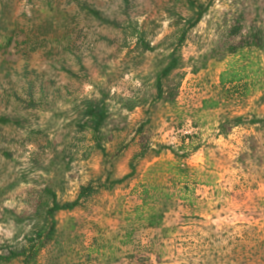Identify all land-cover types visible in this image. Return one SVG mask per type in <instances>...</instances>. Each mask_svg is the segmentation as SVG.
Instances as JSON below:
<instances>
[{
    "label": "rangeland",
    "instance_id": "1",
    "mask_svg": "<svg viewBox=\"0 0 264 264\" xmlns=\"http://www.w3.org/2000/svg\"><path fill=\"white\" fill-rule=\"evenodd\" d=\"M5 1L9 19L25 23L39 15L44 0ZM67 1L55 0V5L63 8ZM85 1L126 21L128 30L125 35L121 29L78 21L83 30L73 38L83 43L84 70L66 57L78 78L55 67L42 50L30 53L24 34L0 50V95L2 84L9 79L17 83L25 70L36 97L41 89L45 93L20 125L3 130L0 255L26 245L43 220L47 189L61 202L74 201L82 186L103 174V153L77 123L86 100L106 96L109 118L102 145L114 163L112 179L130 173L134 157L145 154L132 178L57 215L61 222L70 217L82 221L87 245L97 239L100 252L82 264H264V124L253 122L264 119V51L251 50L257 84L248 98L222 100L214 109L203 104L219 97L220 76L235 60L232 52L247 54L251 35L264 30V0H200L212 4L180 47L181 65L165 80L169 94L160 102L154 99L157 73L192 10L175 7L176 0H130L126 14L120 0ZM134 29L142 31L154 51L136 46ZM6 107L0 103V110ZM237 116L247 121L235 125ZM183 145L179 153H187L184 162L191 168L190 198L180 194L170 201L162 227L134 224L126 237L128 214L139 203L137 186L150 166L175 160L173 151ZM162 146L168 149L157 153ZM0 264L24 263L19 258ZM38 264H46L45 250Z\"/></svg>",
    "mask_w": 264,
    "mask_h": 264
},
{
    "label": "trees",
    "instance_id": "2",
    "mask_svg": "<svg viewBox=\"0 0 264 264\" xmlns=\"http://www.w3.org/2000/svg\"><path fill=\"white\" fill-rule=\"evenodd\" d=\"M69 4H72L71 8L67 7ZM130 4V0H120L119 6L127 14ZM211 4V1L204 3L200 0H176L175 7L177 5L185 6L192 10L193 15L185 19L181 15H177L184 19L183 29L177 46L167 56V64L157 73L155 102L165 100L169 94L164 88V83L181 65L182 58L178 51L186 41L189 31L202 21ZM39 7H43L39 9V15L33 16V19L27 18L25 23H20L9 19V2L2 1L0 9V50L10 47L16 42V37L24 34L25 40L23 43L27 45L30 53L42 50L53 61L52 64L55 67H60L63 72L72 78H78V72L74 71L71 65H67L66 57L71 56L68 60L77 64L80 71L84 70L83 57L79 54L83 43H79L77 38H73L75 33H82L83 28L80 27L79 29L81 19L94 22L99 26L121 29L122 33L127 35L128 23L126 21L122 22L106 15L85 0H68L63 8L58 4L55 5V0H44ZM24 16L28 17L26 13H24ZM132 35L136 38V46L142 47L143 51L151 52L155 50L151 43L145 41L141 30L134 29ZM250 40L251 42L248 44L250 51L247 54L241 49L232 52L235 55V60L228 65L220 76L219 97L203 101L204 108H218L222 100L227 102L232 98L246 99L251 94L252 88H256L255 77L257 71L250 70L253 66L250 54L251 50L264 51V30H257L251 35ZM236 56L238 57L236 58ZM6 76L5 78H10L11 73L8 72ZM28 77V71L25 70L24 76L17 83H13V80L9 79L5 85L2 84L1 86L0 103H6L7 106L0 110V152H3V154L6 150L2 148L1 144L7 140L3 130L20 125L23 119L25 120V115L29 113V108H35L37 101L45 95L44 89H41L39 91L41 97H36L32 81H29ZM105 98L106 96L86 100L77 123L78 131H89L92 134L96 148L103 153V174L88 185L82 186L74 201L61 202L54 190L47 189L48 201L45 205L46 210L42 222L36 227L33 235L26 238V245L22 249H11L8 253L1 254L0 263H10L22 258L24 264H38L40 253L45 250L46 264H82L85 261L91 262L93 254L100 252L101 248L97 245L96 238H93L90 245L86 244L83 231L84 223L82 221L70 217L63 223L57 219V215L60 212L73 211L84 200L101 189L112 190L116 185L132 178L137 172L136 162L145 154L141 152L134 157L130 163V173L121 179H112L114 163L109 157L106 147L102 145L103 127L109 118ZM9 105L12 106L10 110L7 109ZM246 121L247 119L244 116L233 118L235 125ZM253 122L264 124V119H253ZM183 148L184 145L178 151H173L175 160L158 161L149 167L136 188L139 203L134 205L128 214L129 229L125 234L126 237H130L132 234L129 230H134V224H141L144 228L162 227L170 201L180 194H183L180 195L182 199L190 198V184L188 182L191 168L184 162L187 153L181 155L179 153ZM164 149H168V147L162 146L156 152L160 153ZM5 155L9 156L10 154L5 153Z\"/></svg>",
    "mask_w": 264,
    "mask_h": 264
}]
</instances>
